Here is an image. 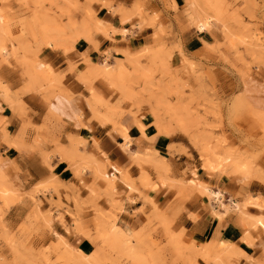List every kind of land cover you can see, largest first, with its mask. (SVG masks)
<instances>
[{
	"label": "rangeland",
	"instance_id": "rangeland-1",
	"mask_svg": "<svg viewBox=\"0 0 264 264\" xmlns=\"http://www.w3.org/2000/svg\"><path fill=\"white\" fill-rule=\"evenodd\" d=\"M107 16L119 18L123 27L135 19L132 29L149 35L134 47L136 39L126 41L134 33L114 28ZM119 37L127 49L104 48ZM82 43L96 55L69 61L68 89L65 76L56 78L36 49L53 47L67 55ZM6 66L20 68L27 80L16 96L41 97L50 117L72 121L82 136L94 126H109L110 136L124 138L120 147L131 165L122 169L109 159L81 155L78 147L86 140L70 135L69 146L56 140L49 152L36 145L49 169L58 156L73 165L80 181L70 228L63 214L54 218L39 199L51 195L48 205L62 209L59 190L69 191L67 186L48 180L23 191L0 162V264H240L234 246H221L216 238L206 246L189 241L149 192L200 193L225 213L238 215L249 244V230L264 231V199L237 193V201H243L232 206L236 201L227 203L224 191L197 177L201 170L220 182L235 180L237 189L254 181L264 185V0H0V99L19 105L2 84ZM37 131L36 143L48 141V128ZM137 135L147 145L143 154L130 152ZM160 137L172 142L163 153L154 149ZM186 159L189 165L178 171L176 165ZM89 173L93 179L86 183ZM120 183L128 194L119 190ZM83 189L92 195L85 210L94 214L89 224L79 219ZM124 200L143 204L135 212L141 224L119 223L125 231L117 226ZM19 204L28 210L21 211L20 224L9 225L11 208ZM252 207L259 216L248 213ZM219 209L213 212L222 219ZM54 219L63 223L61 234L72 231L68 242L53 229ZM81 239L89 252L79 247ZM245 259L264 264V254Z\"/></svg>",
	"mask_w": 264,
	"mask_h": 264
},
{
	"label": "crops",
	"instance_id": "crops-1",
	"mask_svg": "<svg viewBox=\"0 0 264 264\" xmlns=\"http://www.w3.org/2000/svg\"><path fill=\"white\" fill-rule=\"evenodd\" d=\"M119 2L124 1L125 3L132 0H116ZM109 22L118 30L131 31L134 33V36H127L126 41H131L136 39L137 41L133 46L137 45L138 41H141L148 37L149 32L145 34V31H139L138 27L132 29V25L137 23V20H132L130 23L121 26L119 18H111L107 16ZM147 32V31H146ZM120 36V35H118ZM122 37V36H121ZM116 38L117 43L112 44L111 42L105 43L104 48H118L125 50L128 48V44L124 43L122 38ZM138 38V39H137ZM132 47V43L131 46ZM34 45L31 49H36ZM103 48V49H104ZM37 52L40 53L41 59L56 71V78L65 76V79L68 84V89L72 88L73 79L67 74L69 70V61H80L81 55L85 54L87 56H94L96 52L94 49L86 46L84 43L81 44L74 52H71L65 55L62 51L55 50L53 47L41 46L38 47ZM12 65H16L13 60H10ZM2 84L10 87V91L14 94L10 97L11 102L18 103L19 105L10 106L7 102L0 99V162L3 167V171L6 174L12 176L21 190L29 191L34 186L45 183L48 180L49 183H54L57 185L64 184L69 188V191L60 189L59 193L61 196L62 203L64 207L62 209L55 210L56 207L51 208L48 205L47 201L50 199L51 195L39 196V199L49 209H52L54 212V218L60 214L64 215V221L66 225L70 228L74 226V217L78 211L77 205L74 202V196L78 194L80 181L74 176L73 165L69 164V161L62 159L58 156L53 158L52 170L49 169L43 163V155L39 150H36V145L40 149L46 151L54 150V142L59 141L61 145L69 146L68 141L69 135L72 137L82 138L86 140L85 145L78 147L79 153L87 157L91 156L98 161L104 162L106 159H109L117 166L122 169H126L131 165V160L126 151L121 149V145L124 142V138L121 136L109 135L107 127L109 126H94L93 130L88 131L86 136H82V132L74 126L72 121L68 119H63L62 123L52 118L48 115L49 106L43 102L41 97L34 94H26L24 96H16L15 92L27 83L26 78H22V71L20 68L13 69L5 67L4 71L1 73ZM22 102L24 105H20ZM43 127V129L48 128L49 133L46 134L48 141H44L42 138L39 139V142L36 143L35 138L38 135V128ZM81 132V133H80ZM7 139L10 143L14 142L16 145L21 146V150L14 147H9L4 141ZM134 144H131L130 152L132 153H145L147 145L144 139L140 138L139 135L134 137ZM123 141V142H122ZM169 139L158 138L154 145V149L158 150L160 153H163L167 150L169 145H171ZM33 148V149H32ZM106 156V158H105ZM189 160L186 159L184 162H180L176 165L178 171L185 169L189 165ZM136 168H133L132 172ZM198 179L200 182H205L212 185L215 189L224 191L227 203L236 205L235 203H242L243 200L237 201L236 194L241 193L242 195H247L248 192L259 195L258 198L264 199V185L259 182H252L248 187H240L239 189L234 188L236 181H224L220 182L212 177L208 176L207 173L198 170ZM92 175L89 173L84 178L86 183L92 181ZM29 185L27 187L26 185ZM52 184V186H54ZM254 187H256L254 189ZM120 191H123L125 194H128V189L125 188L123 184L118 186ZM222 188V189H221ZM237 189V190H236ZM53 193V200L57 201L58 196L56 192ZM153 200H156L159 205L165 210L166 220L172 219L178 229H184L186 231V236L189 241H193L198 245H207L213 239L216 238L219 245L227 246L228 248L234 246L236 249V255L240 256V264H249L245 257H251L252 259H260L264 254V231L262 229L258 230H249L250 234V244L246 240V230L245 226L239 221L238 215L233 211L225 213L223 209H219L217 203L209 201L200 193H193L191 195H176L173 192L158 191L149 192ZM102 195V193H100ZM68 195L70 200H68ZM80 199L83 201L81 203V214L79 219L84 223L89 224L94 218V214H89L87 211L91 207L89 202L92 200V195L90 190L83 189L80 190ZM85 202L88 203V206H85ZM99 206L104 210H109L108 202L105 200L98 201ZM229 205V204H228ZM45 207L44 210L46 209ZM143 207L141 201L129 202L124 200V209L123 213L117 215L119 223L125 224L127 226L140 225L141 218L138 217L135 212L139 211ZM12 214H10L11 221L8 222L9 225H18L20 224L23 214L21 211L28 207L25 205H16L11 208ZM223 215V218L220 219L214 215L213 210L217 211ZM87 210V211H85ZM25 211V210H24ZM26 212H24L25 214ZM248 213L251 215L259 216V212L253 207L248 209ZM60 219H54L52 222V227L54 230H57L59 235L68 242V235L72 234V231H69L65 234H61L64 231L63 223L59 221ZM121 228V227H120ZM124 230V228H121ZM61 231V232H60ZM125 231V230H124ZM83 252H89L90 245L85 239H81L79 243ZM200 264H204L199 262Z\"/></svg>",
	"mask_w": 264,
	"mask_h": 264
}]
</instances>
